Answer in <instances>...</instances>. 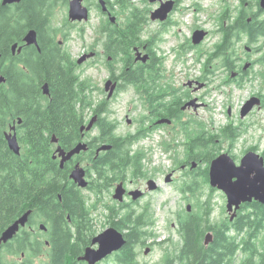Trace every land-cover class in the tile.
<instances>
[{
	"label": "trees",
	"instance_id": "1",
	"mask_svg": "<svg viewBox=\"0 0 264 264\" xmlns=\"http://www.w3.org/2000/svg\"><path fill=\"white\" fill-rule=\"evenodd\" d=\"M59 1L22 0L13 7H4L0 0V74L8 81L0 83V239L12 223L32 211L27 225L12 240L0 241V264H37L36 258L44 252L47 264H87L80 257L96 236L92 213L98 209L102 197L130 175L147 177L142 163L145 154L131 149L151 132L144 121L146 116L139 121V131L123 136L118 132V124L109 117L110 103L106 97L93 99L91 81L76 73L78 61L62 50L57 40L60 30L53 16ZM106 1L113 15H126L123 23L118 22L120 15L113 23L105 14L108 21L96 39L97 42L103 40V55L110 76L123 82L118 94L133 86L145 109L147 101L150 102L149 109L155 118L180 119L184 96L180 97L172 85H164L165 76L157 56L151 66L137 64L134 60V47L142 48L146 44L143 34L148 22L146 14L132 7L128 0ZM240 2L241 7L232 10L227 5L220 14L216 33L221 37L204 63L208 78L214 72L210 63L217 61L233 80L238 67L236 61L241 59L237 46L244 38L256 51H262L264 63V10L259 8V15L251 17L252 12L246 7L248 0ZM90 3L100 7L98 2ZM116 4L120 7L117 13ZM72 24L66 18L65 28ZM30 29L38 32L39 47L29 48L24 57L13 56L12 45L19 41L24 44V36ZM115 61L120 62L119 67L113 66ZM45 84L49 86L48 95L43 90ZM171 88L173 90L169 91ZM168 92L172 99L167 100ZM89 111L97 117L93 128L96 134L91 141L93 154L89 156L90 164L86 169L87 178L91 179L87 188L97 197L92 206L83 189L70 179L74 166L87 154L75 156L64 168L60 167V159L54 158L57 146L69 151L82 141L80 126L87 122ZM14 125L21 145L19 155L11 151L5 139V133ZM223 134L231 142L237 136L232 125L227 126ZM54 136L58 144L52 142ZM216 141L215 136L207 139L200 132L188 146V157L211 163ZM104 144L111 145V149L96 155L94 150ZM262 155L264 157V152ZM209 166L199 172L207 184ZM197 184L186 186L184 191L195 194ZM197 206L201 212L178 214L180 242L165 251L159 264H264V240H260L264 230V204L246 203L233 221L226 218L216 223L210 220L208 202ZM104 207L108 211L106 222L124 232L127 239L126 245L115 253L114 264H140L138 247L146 245L151 237H157L150 230L155 224L154 212L149 207L139 210L135 204H118L117 201ZM40 223L45 225V230L40 228ZM39 231L45 232L46 240L40 237ZM210 231L213 241L206 245L205 236Z\"/></svg>",
	"mask_w": 264,
	"mask_h": 264
},
{
	"label": "rangeland",
	"instance_id": "2",
	"mask_svg": "<svg viewBox=\"0 0 264 264\" xmlns=\"http://www.w3.org/2000/svg\"><path fill=\"white\" fill-rule=\"evenodd\" d=\"M166 1L164 0V2ZM174 1H176L177 7L174 6L168 20L166 19L170 24L163 28L160 20L151 19V12L161 7L159 0H128L132 7L147 16V26L143 31L144 39L162 64L165 76L162 82L166 86L172 85L173 89H177L180 93L181 88L184 89L182 86L188 80L202 78L205 75L204 63L208 61V57L213 53L214 47L221 37V34L216 33V30L220 26L219 17L222 10L227 5H230L232 10L241 7V5L240 0ZM59 2V5L55 7L53 22L60 30L57 40L62 50L76 61L83 54L90 53L94 49H98L99 54L102 55L103 40L100 39L97 42L96 39L101 27L107 23L108 17L98 7L90 5V2L96 3L98 0L86 1V4L91 8L88 21L73 23L75 25H67V28H65V21L68 18L69 5L67 0ZM247 3L246 7L249 8V12L254 14L259 11L257 0H248ZM114 10L117 13L120 7L116 4ZM119 15L118 22L123 23L126 15ZM119 15L115 14L116 22ZM198 29L206 30L208 33L201 43L194 44L191 42L192 34ZM67 32H69L68 35ZM237 47L241 59L236 61L238 67L234 70L233 80L228 78V71L224 67L217 65V61L210 63V69L214 72L209 75L208 86L199 88L193 94L199 98V102L203 105L199 103L197 110L191 111V120L194 121L191 126L186 129L180 126H163L149 132L147 137L131 146L132 151H141L145 154L142 163L147 177L140 181L138 187L145 190L149 179H154L159 186L156 191L147 193L148 196L140 199V202L136 204L139 210L149 207L154 212L155 224L150 230L157 236L151 237L143 247H138L140 264H159L166 250H172L178 246L180 235L177 232V223L180 212H201L197 204L208 202V207L211 208L210 220L212 223L222 222L229 218L226 209L227 198L224 192L216 188L212 190L210 183L207 184L204 181L202 173L199 174L210 163L191 160L188 157L187 149L194 137L200 132H203L207 139L215 136L217 146L212 160L226 152L239 164L249 150H255L260 154L264 152V63L261 61L262 51L249 50L248 48L252 45L247 44L246 38ZM24 56L25 54L21 55V57ZM102 57L101 60L95 57L84 64H77L76 68V73L91 81L94 100L106 96L105 83L110 78L108 67L105 64L106 57ZM114 65L119 67L120 62L115 61ZM15 69L16 67H14ZM242 76H244L243 80H241ZM227 80L230 82L225 83ZM197 86L199 87V85ZM173 89L171 88L169 91ZM140 97L133 86H128L108 106L111 111L109 117L118 124V132L123 136L135 134L139 129V121L148 114ZM252 98L263 99V102L256 105L245 117H241L244 105ZM92 114V111L88 112L87 120ZM128 118L133 121L129 123ZM144 121L146 122V120ZM229 125L236 129L237 136L233 142L225 139L223 134L224 129ZM86 156L83 161L81 160L85 169L90 164L88 162L89 155ZM193 163H196L194 168H192ZM169 174H171L172 180L166 181ZM87 179L91 181L90 178ZM194 182L198 183V190L195 194L184 191L186 186ZM87 187L80 188L83 189V193L91 205L97 201V197ZM129 188H133L131 184ZM113 192L114 188L110 194H105L102 201L99 202L98 209L92 213L96 235L110 227V224L106 222L108 211L104 205L114 202ZM189 205L191 206L190 211L187 208ZM44 233V231H39L40 237L46 240ZM260 240H264V230L260 234ZM147 247H150L151 250L145 254ZM260 250H263L262 247ZM240 254L241 252L238 253L237 260ZM47 262L46 252L36 258L37 264H47ZM114 262L116 263L115 253L98 264H114Z\"/></svg>",
	"mask_w": 264,
	"mask_h": 264
},
{
	"label": "water",
	"instance_id": "3",
	"mask_svg": "<svg viewBox=\"0 0 264 264\" xmlns=\"http://www.w3.org/2000/svg\"><path fill=\"white\" fill-rule=\"evenodd\" d=\"M69 10L68 18L72 22H82L88 21L91 15L90 7L85 3V0H68ZM156 1V0H150ZM161 2V7L156 11L151 13L152 20L165 21L170 12L174 9L175 1L159 0ZM22 0H2L3 5L8 4H18ZM102 10L108 11V4L106 0H98ZM259 7L264 10V0H259ZM110 20L115 23L116 16L109 13ZM207 36V31L198 29L193 32L192 41L194 44L201 43ZM24 41L26 45H35L39 47L38 43V32L35 29H30L24 36ZM18 44L13 45V50L15 51ZM137 50V49H136ZM20 51V49H19ZM95 56V52H90L88 54H83L81 58L78 59V63L81 64L86 60ZM137 60L146 61L148 56L143 55L139 50L136 53ZM6 79L0 74V82H5ZM189 86L193 84L192 81L187 83ZM202 86L199 85V88ZM117 88V82L112 79L107 80L105 83V91L108 93V98H111ZM44 93L49 94V86L45 84L43 86ZM195 101L187 103L183 109L190 107ZM261 104V99L252 98L243 107L241 111V117H245L256 105ZM97 117L94 116L89 121L87 125L82 127V130H91L95 125ZM171 120L162 118L157 121L158 124L170 123ZM131 121L129 120V123ZM21 123V120H19ZM5 139L8 143L9 148L15 154L21 153V145L18 140L16 126H12L11 129L5 133ZM52 142L58 144L59 140L54 136ZM111 149V145H102L97 150V155L101 151H106ZM89 150L88 144L86 142H79L71 150L66 151L61 146H57L54 153V158H60V167L64 168L65 163L72 160L75 156L81 153L87 152ZM196 166L193 163L192 168ZM70 179L73 180L79 187H87L89 185V180L87 179L86 169L82 166L81 162L77 163L70 173ZM171 174L166 178V181H171ZM209 183L212 188L219 189L224 192L227 198V211L230 215V220L233 221L241 209L242 205L245 203H252L253 201L264 204V157L257 151H248L240 163L237 164L234 158L229 153H222L218 157L214 158L209 166ZM158 184L154 179H149L147 182L146 191L152 192L157 190ZM126 189L124 183L120 182L116 185L115 193L113 199L117 202H123L125 200ZM144 192L135 189L130 192L133 200H139L143 196ZM188 210H191L189 205ZM32 211L29 210L19 217L14 223H12L2 234L0 241L2 243H7L12 240L22 227H25L29 221V217ZM40 228L45 230L44 224H41ZM213 241V234L208 232L205 236V244L208 245ZM127 243L124 232H121L117 228L110 226L105 229L102 233L96 235L89 247L84 251V254L80 257L81 261L87 264H98L110 255L120 251ZM150 247H147L145 254L150 252Z\"/></svg>",
	"mask_w": 264,
	"mask_h": 264
},
{
	"label": "flooded vegetation",
	"instance_id": "4",
	"mask_svg": "<svg viewBox=\"0 0 264 264\" xmlns=\"http://www.w3.org/2000/svg\"><path fill=\"white\" fill-rule=\"evenodd\" d=\"M86 1H88V0H85V3H86ZM164 1V0H163ZM1 2H2V0H1ZM89 2V1H88ZM67 4H69V1H67ZM98 4H99V2H98ZM240 4H241V2H240ZM3 5V4H2ZM91 5V4H90ZM248 5V3L246 4V6ZM4 7H13L14 5H3ZM90 7V6H89ZM96 8L98 7L97 5L95 6ZM177 7V4H176V1H175V8ZM98 8H101V7H98ZM260 8V7H259ZM261 9V8H260ZM90 10H91V8H90ZM106 12V14H107V16L109 15V13H111V15H113V12H112V10H111V7L109 6V8H108V11H105ZM258 14L259 15V12L258 11H256L254 14H252L251 15V17L252 16H254L255 14ZM169 18V17H168ZM168 20V19H167ZM160 21L162 24H163V28H165V25L167 26L168 24H170L168 21ZM249 20H251V19H249ZM159 21V20H158ZM206 31V30H205ZM207 33H208V31H207ZM191 42H193L192 41V39H191ZM33 46H35V45H30V46H28V45H26V43H25V41H24V44H22V42H18V47L16 48V50L14 51L13 50V45H12V48H11V51H12V55L13 56H15V55H17L18 54V56H21V55H23V54H26L27 53V51H29L28 49L29 48H31V47H33ZM19 49H20V51H19ZM139 50L143 55H147L148 56V58H147V60L144 62V61H142V59L141 60H137V56H136V53H137V50ZM249 50H251V49H253V52H255L254 51V48H252V47H250V48H248ZM92 52H95V56H93L92 58H90V59H93V58H95V57H97L99 60H101L103 57L102 56H104L103 54H104V51L102 50L101 51V54L102 55H100L99 54V50L98 49H94V51H92ZM251 52V51H250ZM86 54H88V53H86ZM260 54V53H259ZM134 56H135V62L137 63V64H140L141 63V65H143L144 64V66H151V64H152V62H153V60L156 58V56H155V54H154V52L151 50V48H150V46H149V44L148 43H146L145 44V46L144 47H138V46H135L134 47ZM102 57V58H101ZM90 59H88V60H86L85 61V63L87 62V61H89ZM97 60V59H96ZM108 60L109 61H112V58L111 57H109L108 58ZM158 60V59H157ZM78 61V60H77ZM159 61V60H158ZM79 64V63H78ZM81 64H84V62L83 63H81ZM161 69L163 70V67H161ZM109 74H111L110 73V71H109ZM7 79V78H6ZM109 79H112L114 82H117V88H116V91H115V93H114V95L111 97V98H108V93L106 94V96H104V97H106V100L109 102V103H111L112 101H114L115 99H116V97H117V95H118V92H119V90L121 89V87H123V82L121 81V80H118V79H116V78H112L111 76H110V78ZM208 77L207 76H203L202 78H195V79H191V80H188V82L189 81H192L193 82V86H189L187 83L188 82H186L182 87H184V89L182 90V88H181V92L180 93H178V90L177 89H174V91L176 92V93H178L179 95H180V97H181V95H183L184 96V98L182 99L183 100V103H182V106H181V114H180V119H178L177 117H170V118H166V119H169V120H171L170 121V123H162V124H158L157 123V121L158 120H160L161 118L160 117H154V115H153V113H152V111L149 109V107L151 106V104H150V102L149 101H147V103H146V108H147V111H148V114L146 115V117H145V120H146V125H147V128L149 129V128H151V132H153L154 130H157L158 128H161V127H168V126H176V127H181V128H184V129H186V128H188V126H191V124L194 122L193 120H191V115H190V113H191V111L194 109V110H197V106L198 105H200V104H202L203 105V103H200L199 102V98L198 97H196V96H194L193 94L196 92V90H198L199 89V87L197 86V85H201L202 87H204V88H206L207 86H208ZM1 83V82H0ZM8 83V81L6 80V82H4L3 84H7ZM201 87V88H202ZM182 91H184V92H182ZM105 92V91H104ZM106 93V92H105ZM168 96H167V100H169V98L170 99H172V94L171 93H169L168 92V94H167ZM191 101H195V103H193L190 107L188 106L186 109H183V107L187 104V103H189V102H191ZM263 102V99L261 100V103ZM200 103V104H199ZM93 115L94 114H92V116L87 120V122H85L84 124H82L81 126H80V132H79V135H80V139H82V141L81 142H86L87 144H88V147H89V150L87 151V152H84V153H86L87 155H89V156H91L92 154H93V152H92V150H91V141H93V137H94V135L96 134V132L93 130V128H94V126H93V128L91 129V130H81V127L82 126H84V125H87L88 123H89V121L91 120V118L93 117ZM129 120L132 122L133 120L132 119H130V118H128V122H129ZM130 122V123H131ZM137 131H139V129L137 130ZM17 132V131H16ZM251 149H256V148H251ZM95 151V153H96V151H97V149H95L94 150ZM250 151V150H249ZM255 151V150H254ZM82 154V153H81ZM96 155H97V153H96ZM145 177H140V178H134V177H131V175H130V177L127 179V180H125V181H123V183H124V187H125V189H126V193H125V200L123 201V202H118V203H120V204H123V203H127V204H137V203H139L140 201V199H143V198H145L146 196H148V194L147 193H149V191H146V188H145V190H142L141 188H139L138 187V185L140 184V181L142 180V179H144ZM119 183H120V181H119ZM118 184V182L116 183V185ZM130 184H131V186L133 187L132 189H130L129 187H130ZM116 185L113 187L114 188V192L112 193V198H113V196H114V193H115V189H116ZM159 187V186H158ZM135 189H139V190H141V191H143L144 192V194H143V196L139 199V200H133L132 199V197H131V195H130V192L132 191V190H135ZM158 189V188H157ZM156 191V190H155ZM114 200V199H113ZM128 200V201H127ZM114 201H116V200H114Z\"/></svg>",
	"mask_w": 264,
	"mask_h": 264
},
{
	"label": "bare ground",
	"instance_id": "5",
	"mask_svg": "<svg viewBox=\"0 0 264 264\" xmlns=\"http://www.w3.org/2000/svg\"><path fill=\"white\" fill-rule=\"evenodd\" d=\"M26 63V62H25Z\"/></svg>",
	"mask_w": 264,
	"mask_h": 264
}]
</instances>
